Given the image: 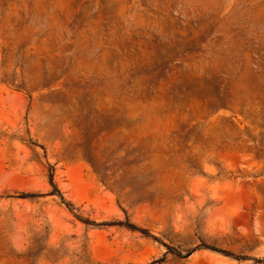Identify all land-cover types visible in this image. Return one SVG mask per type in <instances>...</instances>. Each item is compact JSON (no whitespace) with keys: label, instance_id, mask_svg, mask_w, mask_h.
I'll use <instances>...</instances> for the list:
<instances>
[{"label":"rangeland","instance_id":"1","mask_svg":"<svg viewBox=\"0 0 264 264\" xmlns=\"http://www.w3.org/2000/svg\"><path fill=\"white\" fill-rule=\"evenodd\" d=\"M0 264H264V0H0Z\"/></svg>","mask_w":264,"mask_h":264},{"label":"trees","instance_id":"2","mask_svg":"<svg viewBox=\"0 0 264 264\" xmlns=\"http://www.w3.org/2000/svg\"><path fill=\"white\" fill-rule=\"evenodd\" d=\"M178 256H180V254H177ZM189 255V253H187L185 256Z\"/></svg>","mask_w":264,"mask_h":264}]
</instances>
